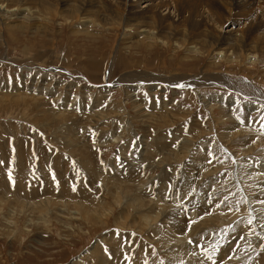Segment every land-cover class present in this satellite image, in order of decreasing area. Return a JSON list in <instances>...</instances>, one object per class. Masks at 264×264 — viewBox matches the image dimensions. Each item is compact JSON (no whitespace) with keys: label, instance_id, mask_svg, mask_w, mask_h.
<instances>
[{"label":"rangeland","instance_id":"rangeland-1","mask_svg":"<svg viewBox=\"0 0 264 264\" xmlns=\"http://www.w3.org/2000/svg\"><path fill=\"white\" fill-rule=\"evenodd\" d=\"M179 1L199 5L212 24L214 5ZM245 1L222 3L239 21L256 11L261 23L264 0ZM108 10L104 20H111ZM23 13L0 11V264H264V168L251 165L258 157L264 165V123L250 116L264 112V60L239 65L215 52L191 54L136 32L124 35L123 25L100 32L88 22L75 33L79 24L64 18L29 20ZM186 82L194 88L174 89ZM227 89L233 92L220 94ZM155 91L166 97H153ZM92 95L102 96L98 109ZM228 95H241L247 106ZM143 101L149 109L139 114L133 105ZM131 142L143 145L140 169L131 167L135 147L124 156ZM114 145L130 165L126 178L102 169L114 164ZM91 147L104 153L101 167ZM55 175L59 186L50 181ZM155 179L160 187L147 192ZM145 215L155 219L147 223Z\"/></svg>","mask_w":264,"mask_h":264},{"label":"bare ground","instance_id":"bare-ground-1","mask_svg":"<svg viewBox=\"0 0 264 264\" xmlns=\"http://www.w3.org/2000/svg\"><path fill=\"white\" fill-rule=\"evenodd\" d=\"M206 2L208 4L214 5L217 8V11L212 12L209 15V17L212 18V24H210V25H207L205 23L206 21L203 20L205 17H203L199 12V9H200L199 5L190 6V5L184 4L185 1H183V3H182L179 0H0V11L8 14L9 17L16 15L18 13L21 14L24 12L26 14H24V13L23 14L25 16L28 15L29 20L35 14L42 17L43 19H48V20H52V19H56V18H64V20H66V22L68 24L72 25V27H73V25L79 24L78 26L73 27L74 30H76L75 33L80 32L78 30L82 31L85 28H88L89 27L88 22H92L95 26H97V29H101V30H99L100 32L102 30H104L105 27H108V26H110L113 29H117L119 27V25H123L125 27V29H127V31H125L124 35L129 34L132 36V34L134 32H136L135 34L137 36L142 35V36H145V38L149 37L151 39L152 38L157 39V41L162 42L164 45H166L168 47L172 43L171 46L175 45L177 48H179L181 50L187 48L188 53H191V54H192V52L193 53L194 52H200V53L206 52L207 54H212L213 52H215L214 55H217L219 57L222 56L223 58H225L227 56L229 58H232V57L236 58V60L239 61V65L240 64L243 65L241 62H242V60L244 61L245 59H246L245 61L247 63L248 62H255V61L263 62L262 60H264V59H260V55L264 56V22H263L264 19L261 17L262 21L260 23L259 22L260 18L257 15V12L256 11H254V12L250 11L247 13L246 18L244 20L239 21L242 16L235 14L231 17L232 12L227 11L226 7L222 3V0H219L217 3H215L214 1H211V0H202L200 3H206ZM238 6H240V5H237V7ZM61 7H64L65 9L61 11L60 10ZM68 7L70 8V11L68 10ZM103 7L109 8L108 13H110L111 20H109L108 18H107V20H104L105 16H104V12H103ZM246 11H248V10H246ZM186 13H187V15L184 16V14H186ZM74 14H76V15L74 16ZM35 18L36 17H34V19ZM24 19H25V17H24ZM73 20H75V21H73ZM219 21H221V23L218 26L217 24L219 23ZM243 21L246 22V26L241 25V22H243ZM15 22L19 23L20 22L19 19H15L14 22H12L13 25L20 26L19 28H21V26H23L21 24L20 25L16 24ZM177 22H178V24H177ZM24 23H25V21H24ZM79 26L81 27V29H79L80 28ZM110 27H108V29H110ZM223 28L224 29L226 28V31L223 32L220 30ZM84 31H86V30H84ZM169 42H171V43H169ZM243 54L245 55V57L242 56ZM93 66L96 67L95 64ZM49 79H50V76H49ZM128 79H130V77ZM145 79H147V78H145ZM45 81H47V80H45ZM120 81L124 82V80H120ZM147 85H148L149 91H151L152 89H155L154 86H150L149 84H147ZM131 89H132V87L130 88V90ZM42 93H44V92H42ZM133 95H134V93H133ZM52 97L54 98V100L58 98V96L57 97L52 96ZM101 97L102 96H99V95H92L90 97L92 99L91 105H93V102H94V106L90 105L92 107V109L93 108L98 109L99 106H102V100H101L102 98ZM128 97H132V95L130 94V95H128ZM220 99H221V97H220ZM68 101L69 100H65L63 102L64 105L62 104L65 109H66V107L68 108L67 103H70ZM225 102H229V99L226 98ZM75 103H76V101H75ZM87 104L88 103L82 104V102H81L82 112L85 111L86 106H88ZM151 104L155 105V102L153 101V103H151ZM59 106H61V104ZM142 107H144L145 109H149L147 101H143V102H140L139 104L133 105V109H135V110L137 109L139 114H140V109ZM157 108L158 107H156V110H157ZM210 108H211V106H210ZM250 109H252V108H249L247 110H250ZM62 111L65 112V110H62ZM123 111H125L124 108H123ZM63 112H60L57 114H62ZM144 114L141 116L142 117L145 116ZM223 116L224 115H222V117ZM225 117H228V116H225ZM97 118H99L98 115L96 117H91V120H94L96 122V120H98ZM255 127L256 126H253L252 129ZM255 131H258V134L260 133L259 130H255ZM245 134H247V132ZM255 134H256V132H255ZM248 135H249V133H248ZM262 139H264V136H262ZM131 144H132V142L130 143V145ZM125 148H126L125 154L124 153H122V154H124V156L126 157V154L130 150V148H128V147H125ZM54 194L58 195V192H55V191L52 192V195H53L52 197H54ZM48 201H49V199H48ZM54 201H56V200H54ZM115 201H116V203L121 202V201H118L117 199H115ZM89 210L90 209H86V211L84 213L89 214V212H88ZM108 211L109 210H107V212ZM152 211H154V209ZM95 214H96V216H98V212L93 213L94 216H95ZM215 214H214V216H215ZM212 215H213V213H212ZM91 217H93V216H91ZM145 217L147 218V223L153 221V218H154V217L152 218V216H147V215H145ZM170 217L173 218V216H170ZM121 220L122 219L120 218V221L118 222V224L121 222ZM197 222H198V226L196 228H194V230L197 229L198 227L203 226V223H204L203 220L201 222H199V221H197ZM121 224H122V222H121ZM121 224H119V225L121 226ZM237 225H238V223H237ZM241 225H242V223L239 225L238 228H241ZM242 226H244V224ZM260 234L264 235V232L260 233ZM208 237H209V235H208ZM184 239H182V240H184ZM259 239H260V236H259ZM181 249H182V247H181ZM183 251L184 250H182V252ZM186 251H187V249H186ZM240 251H242V250H240ZM224 255H227V254L225 253ZM235 255H236V252L234 255H230L231 261H232V259H235V257H236ZM189 256L190 255H188V257H187L188 259L190 258ZM237 256L239 257V254H237ZM183 258H186V257H184V255H183ZM190 259L192 260V258H190ZM191 260H188V261H191ZM193 262L198 264L196 261H193ZM233 263H235V262H233Z\"/></svg>","mask_w":264,"mask_h":264},{"label":"snow or ice","instance_id":"snow-or-ice-1","mask_svg":"<svg viewBox=\"0 0 264 264\" xmlns=\"http://www.w3.org/2000/svg\"><path fill=\"white\" fill-rule=\"evenodd\" d=\"M177 87H183V85H177ZM9 179L11 180V174H9ZM55 179V177H54ZM189 243H191V241H189Z\"/></svg>","mask_w":264,"mask_h":264}]
</instances>
